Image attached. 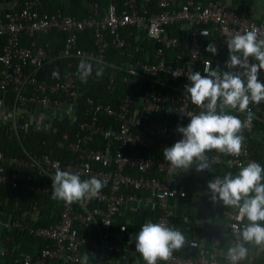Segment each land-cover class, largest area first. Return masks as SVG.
I'll list each match as a JSON object with an SVG mask.
<instances>
[{"label":"built area","instance_id":"obj_1","mask_svg":"<svg viewBox=\"0 0 264 264\" xmlns=\"http://www.w3.org/2000/svg\"><path fill=\"white\" fill-rule=\"evenodd\" d=\"M50 1L55 0H0V139L2 125L8 124L7 138L22 150L11 154L0 149V186L16 196L9 210H5L9 197L0 196V264L20 247L12 237L15 231L36 239L30 252L14 256L15 264H80L84 252L100 257L133 253L146 264L135 246L120 242L111 229L127 227L120 221L126 206L149 211L153 222L171 227L176 216L172 200L178 194L174 185L181 169L165 160L163 149L180 140L177 127L186 126L189 116L201 111L185 100L187 74L204 75L206 62L213 70L232 71L228 55L222 56L228 52L226 34L256 28L258 38L264 39V18L233 9L226 0H107L104 6L85 2L88 11L83 15L52 11L45 7ZM86 30L93 33L90 48L79 44ZM51 31L65 34L56 53L48 42L35 38ZM23 37L28 43H22ZM210 42L216 45L215 55L206 51ZM111 50L119 51L118 59L108 60ZM88 56L94 58V71L95 61L111 69L105 72L107 90L117 89L119 74L126 87L116 106L87 97L79 119L78 64ZM62 59L63 66L39 76ZM249 62L257 63L253 57ZM54 70L58 78L53 77ZM258 78L264 82V70ZM9 94L11 106L6 105ZM263 108L264 101L248 105L253 113L250 122L247 112L227 109L245 123L241 154L206 152L212 168L239 170L249 161L260 164L252 146L259 139L258 112ZM32 130L48 134L42 143L46 150L24 144ZM52 148L60 151L58 157ZM58 169L79 173L82 180L96 177L105 185L97 197L71 204L53 199L60 211L47 214L50 204L37 198L52 196L50 176ZM21 189L36 199L22 205L17 197ZM236 215L237 209L228 206L214 213L225 219L229 246L242 227ZM44 216L52 221L37 223ZM246 246L251 247L249 255L240 264H264L262 251ZM226 252L221 245L206 249L195 245L185 254L174 250L168 261L157 264H228Z\"/></svg>","mask_w":264,"mask_h":264},{"label":"clouds","instance_id":"obj_2","mask_svg":"<svg viewBox=\"0 0 264 264\" xmlns=\"http://www.w3.org/2000/svg\"><path fill=\"white\" fill-rule=\"evenodd\" d=\"M206 35V33H203ZM227 66L232 71L212 69L211 62H206L204 75L199 71L187 74L188 84L184 85L185 100L201 109L198 114L190 115L186 126H178L182 138L172 146L163 149L165 160L177 169H189L195 166L197 171L212 169V162L206 152L216 150L230 156L241 154L244 137L241 135L245 123L227 109H239L247 112V121L253 118L248 110L250 103L264 101V82L258 73L264 70V39L258 38V30L252 28L244 32L227 33ZM206 51L217 53L214 42H210ZM253 57L257 63H250ZM94 58L82 57L78 64L81 82H86L93 75ZM95 76L101 77L105 71L102 62L95 61ZM173 76H179L172 73ZM53 77L58 78V70ZM52 179V199L73 203L97 197L105 182L96 177L82 180L79 173L56 170ZM264 167L258 162L249 161L239 168L238 174L228 172L222 178L215 176L207 184L213 203L222 202L224 206L237 209L235 219L242 227L236 242L227 248L225 259L228 264H240L248 258L249 248L254 245L264 251ZM183 195V194H182ZM247 223H244V221ZM135 248L146 264L168 261L174 250L185 245V236L177 228L163 222H145L135 235ZM133 236L130 238V243ZM87 264L88 256L83 257Z\"/></svg>","mask_w":264,"mask_h":264},{"label":"crops","instance_id":"obj_3","mask_svg":"<svg viewBox=\"0 0 264 264\" xmlns=\"http://www.w3.org/2000/svg\"><path fill=\"white\" fill-rule=\"evenodd\" d=\"M227 4L237 10H244L256 19L264 18V0H226ZM1 9V8H0ZM257 131L259 139H256V149L262 153L264 147V108L258 112ZM260 165L264 167L262 156ZM239 170L228 166H218L210 170L197 171L196 168L181 169L178 182L174 185L178 194L172 200L176 206V222L172 227L179 229L185 236V245L180 250L187 252L198 245L200 249L209 248L214 245H221L226 250L229 247V239L225 232V219L223 216L215 218L214 213L220 211L222 202L213 203L210 198L207 184L215 176L223 177L231 172L238 174ZM264 182V181H262ZM183 194V195H182ZM120 221L127 224L124 229L117 226L111 229L112 235L120 242L135 246V235L140 231L141 226L148 221L154 220L149 211H135L130 206L122 210ZM133 241L130 243V238ZM199 250V249H198ZM87 254V264H145L133 253L123 255H109L100 257L91 252ZM80 264H83L81 259Z\"/></svg>","mask_w":264,"mask_h":264},{"label":"trees","instance_id":"obj_4","mask_svg":"<svg viewBox=\"0 0 264 264\" xmlns=\"http://www.w3.org/2000/svg\"><path fill=\"white\" fill-rule=\"evenodd\" d=\"M99 2L102 6L107 4V0H64L63 2H59L58 0L56 1H50L45 3V7L54 11L57 9H61L62 11L66 13H75L78 15H83L87 13V8H85L84 4L85 2ZM36 40L39 42H48L50 48L53 50L54 53H56L61 47H63V42L65 40V34L63 32H58V31H51L46 34H38L36 37ZM1 40V39H0ZM29 39L26 37L22 38V43L26 44L28 43ZM93 43V33L91 30H86L84 33L81 34L80 36V41L79 44L81 46L90 48ZM149 44V42H148ZM150 46L152 45L151 43L149 44ZM119 51L111 50L110 53L108 54V60L114 61L118 59L119 57ZM142 56V54H139ZM228 55V52L222 53V56ZM66 59L59 60L57 63L52 64L51 68H49L48 71H40L39 76L40 77H46V73H49L52 69L59 68L60 66H63L65 64ZM105 68V71L103 75L99 78L95 76V71L93 72V75L88 78L86 82L80 83L79 86V93H80V113H78V118L81 119L82 114L81 110L84 107L85 104V99L87 97H93L95 99H101L105 104H111L113 106H116L120 102V97L123 95V91L126 87V85L122 81V75H118V80L119 82L117 83V89L115 91H109L106 89V84H107V77L105 76V72L109 69V67H105V65H102ZM12 102V95L9 94L7 98L6 105L11 106ZM78 119V120H79ZM109 120L108 118H106ZM105 120V117H104ZM65 125L67 122L64 123ZM62 127L64 126L63 124L61 125ZM74 126H77V122L75 123ZM9 125L8 124H3L2 125V135L0 139V149L5 151L6 153H11V154H21L22 150L21 147L14 141V140H9L7 138V130H8ZM48 139V134L42 133L37 130H32L28 137L27 140L24 141V144L33 149H39V150H46L47 147L46 145H42L43 141L47 142ZM51 146V145H50ZM253 149L255 152L256 158L259 160H262V156L264 157V151L262 153H259L256 149V141H253ZM54 149V148H52ZM55 156H59V150L56 148L53 150ZM8 196L10 199V204L7 205L5 210H9L10 208L12 209V202L14 201V196L11 189L7 186H0V196ZM16 197V196H15ZM17 197L20 198L22 205L26 206L29 202H31L33 199H36V197L32 196L26 189H21L20 193L17 195ZM38 200L49 203V207L47 210V214H50L51 212L55 213L56 215L59 213L60 208L57 203H55L52 199V196L50 197H39L37 198ZM58 205V206H57ZM177 219V218H176ZM175 217L172 218L171 221V227L172 224L176 222ZM52 220L46 218V216L42 217L37 223H41L43 225H48ZM12 237L15 239L16 242L20 243V247L18 250H15L12 254H9L8 256L5 257V263L4 264H15L14 263V256L18 254H26L31 251V248L36 241L33 237L28 236L26 232H21V231H15L12 233ZM11 246V244H10ZM249 249L251 247H248ZM177 253L179 254H185V250H176ZM262 255H264V251H262ZM264 258V257H263Z\"/></svg>","mask_w":264,"mask_h":264}]
</instances>
